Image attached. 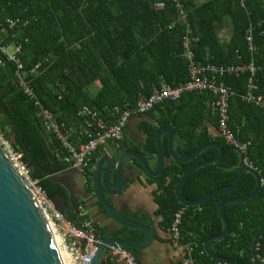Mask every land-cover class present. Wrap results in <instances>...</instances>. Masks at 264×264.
<instances>
[{"label":"trees","instance_id":"16d2710c","mask_svg":"<svg viewBox=\"0 0 264 264\" xmlns=\"http://www.w3.org/2000/svg\"><path fill=\"white\" fill-rule=\"evenodd\" d=\"M175 1L183 6L186 21H176ZM0 0V40L5 45L21 44L23 63L36 100L27 97L17 84L14 62L0 65V123L13 147L23 154L31 176L39 180L52 201L64 191L53 183L57 173L67 168L57 159L58 141L46 128L41 110L50 111L69 131L75 144L86 118L80 110L86 106L104 116V108L132 106L138 96H148L161 81L170 86L184 83L188 77L182 55L185 34L198 37L194 45L196 59L215 65L254 61L256 82L264 95V0ZM27 20L26 26L9 28L12 19ZM173 27L168 29L170 24ZM229 37L219 35L225 27ZM251 30L257 53L248 50L245 33ZM0 59L4 56L0 53ZM220 80L233 91L229 114L231 127L242 141L250 142L246 156L264 178V108L242 99L247 75H224ZM98 81L99 87L95 86ZM211 96L203 92L183 93L176 101H166L144 115L155 122H143L145 151L155 154V135L162 126L176 131L175 152L189 155L199 146L216 142L224 149L218 162L197 169L181 188L183 199L192 201L230 187L239 177L243 156L221 136L213 135L209 125L218 128L216 111L210 107ZM163 154L168 156L166 136L161 139ZM116 149L126 150L122 141ZM215 147L204 149L189 162L171 161L155 178L163 193L155 194L158 214L170 225L180 208H185L182 244L191 247L196 262L211 263L204 249L205 241L219 234L224 224L220 204L230 198L248 195L256 185L255 176L244 172L242 183L228 193L215 195L199 206L186 207L176 196L181 177L194 164L216 156ZM100 153L95 151L82 172L91 181L92 168ZM54 202V201H53ZM230 228L221 240L212 241L214 253L235 264H253L252 243L264 227V188L245 202L224 207ZM77 224L76 217L71 219ZM128 232V234H120ZM113 236L137 241L140 231L123 228ZM264 234L259 240L262 254ZM105 264H112L109 260Z\"/></svg>","mask_w":264,"mask_h":264},{"label":"built area","instance_id":"2783aa9c","mask_svg":"<svg viewBox=\"0 0 264 264\" xmlns=\"http://www.w3.org/2000/svg\"><path fill=\"white\" fill-rule=\"evenodd\" d=\"M175 1V0H174ZM241 6L245 0H238ZM176 21L185 22L186 12L178 1H175ZM27 20L12 19L5 23L9 28L18 26H26ZM174 23L168 26L172 28ZM198 37L185 34L181 39L182 55L187 65V80L177 86H170L164 81L160 82L158 87L153 88L148 96H138L132 106H114L111 109L104 108L102 111L104 116L98 115L97 112L91 111L86 106L80 110V115L86 118V124L80 131L81 138H85L78 143H71L69 140V131L62 123H59L54 115L47 109L41 110V116L46 123V128L51 131L58 141L57 159L60 163L67 165V168L84 172L87 169L93 153L98 147L106 144H112L118 147L124 138V130L128 120L134 115H143L166 101H176L183 93L206 92L210 94V107L216 111L218 119V130L221 137L231 146H233L242 156L244 165L255 168L246 156L250 142L242 141L233 131L231 127V118L229 114L230 98L233 91L226 86L220 78L224 75L239 77L247 75V87L242 99L259 108H264V95L259 92L256 82L257 66L254 61L249 63H239L231 65H215L208 62H200L196 59L194 53V45L197 43ZM245 42L247 48L252 53H257L256 47L253 46L251 30L245 33ZM21 44L5 45L0 40V53L4 59H0V65H4V61L14 62L17 65L16 77L17 84L23 93L30 99L35 100V104L39 102L35 99V92L32 88L27 74L24 71L23 63L19 54L21 53ZM11 49V51H9ZM95 86L99 87L98 81ZM0 144L6 151L12 165L15 167L19 175L23 178L36 201L41 207V211L47 221L53 234L58 237V247L68 260L69 264H90L92 256L95 252L99 239L96 238L95 225L86 217L85 209L81 204L76 205L77 224H73L68 220L62 212H60L54 202L47 197L45 190L41 187L38 179L31 176V170L27 163L23 160V154L17 151L6 133L2 129L0 123ZM256 169V168H255ZM257 170V169H256ZM262 188H264V178L261 177ZM186 209L177 210L168 227L171 233L172 243L176 246L181 243V224ZM110 250L117 262L124 264H140L128 248L113 244ZM191 251V250H190ZM259 264H264V247L262 254L258 255ZM176 264H224L218 261L211 263L196 262L190 255L182 257Z\"/></svg>","mask_w":264,"mask_h":264},{"label":"water","instance_id":"95a60500","mask_svg":"<svg viewBox=\"0 0 264 264\" xmlns=\"http://www.w3.org/2000/svg\"><path fill=\"white\" fill-rule=\"evenodd\" d=\"M167 136V151L171 161L189 162L196 158L204 149L215 147L218 152L215 157L203 160L190 167L181 177L176 187V196L179 202L186 206H199L209 198L228 193L237 188L243 181L244 172H250L255 176L256 185L251 193L243 197L224 200L219 207V214L223 221L224 228L217 234L210 236L204 243L206 254L214 261L224 264H235L231 260L214 253L210 247L212 241L223 239L229 232V222L224 213V207L229 203H240L254 197L262 188L261 175L253 167L243 165L239 169L237 181L230 187L220 189L204 195L203 197L187 201L181 195V188L189 176L197 169L214 164L221 160L224 155L223 147L216 143H206L199 146L189 155H179L174 149L175 129L172 126L160 127L155 135V157L156 165L152 170L149 162L141 151L125 150L117 158L103 155L94 164L91 175L92 194L96 201L104 208L106 216L116 225L114 229L121 227L142 231L146 238L144 241H128L116 236L99 239L90 264H105L112 256L108 252L110 246L118 244L128 249H140L146 246L155 238L152 227L141 222L133 221L119 213L107 201L105 195H117L121 192L124 183V166L128 159H135L141 169L149 176H159L166 166L165 156L161 144V137ZM15 135H12L13 143ZM112 173L115 174L116 183L110 187ZM60 185L59 182L53 181ZM69 218V216H68ZM70 219V218H69ZM111 230V231H113ZM264 234V227L256 234L252 243L253 264H259L258 244ZM0 264H63L53 234L36 201L33 193L12 165L6 151L0 144Z\"/></svg>","mask_w":264,"mask_h":264},{"label":"crops","instance_id":"0c3cea01","mask_svg":"<svg viewBox=\"0 0 264 264\" xmlns=\"http://www.w3.org/2000/svg\"><path fill=\"white\" fill-rule=\"evenodd\" d=\"M145 121L155 124L144 114L132 116L126 124L123 142L126 150L141 151L153 170L156 165L155 154L147 153L144 148L146 135L143 122ZM209 131L213 135L221 136L218 128L213 125H209ZM175 142L176 135L174 144ZM96 151L100 153L97 160L103 155L117 158L122 153H119V150L112 144L98 147ZM165 162L166 165L170 164L171 160L168 156H165ZM75 176L76 178H74ZM150 177L141 169L135 159H128L124 166V183L121 192L117 195L106 194L105 197L109 204L125 217L153 228L155 238L151 243L141 246L140 249H129L140 264H176L182 257L190 255L191 247L182 243L175 246L172 243L171 233L168 230L169 226L164 217L158 214L159 205L155 200V194L163 193L160 188L161 182L159 179H152L155 177ZM54 181L59 182L60 185L58 186L64 191L63 197H57L53 200L54 204L68 220L71 221L72 218H75L76 205L81 204L85 209L86 217L95 225L97 239L111 237L124 228L113 230L116 225L106 216L104 208L94 198L91 181L87 182L82 173L66 168L55 175ZM115 183L116 177L112 173L110 187H113ZM120 234L127 235L128 232H121ZM145 238L144 234V238L137 241H144ZM108 252L112 256L109 260L112 264H124L114 259L110 249Z\"/></svg>","mask_w":264,"mask_h":264},{"label":"bare ground","instance_id":"6f19581e","mask_svg":"<svg viewBox=\"0 0 264 264\" xmlns=\"http://www.w3.org/2000/svg\"><path fill=\"white\" fill-rule=\"evenodd\" d=\"M50 231L52 232V229L50 228ZM53 234V232H52ZM53 239H54V242L57 246V249H58V254H59V257L61 259V261L63 262V264H68V261L66 260V256H65V253H63V251H61L58 247V237L56 236V234H53Z\"/></svg>","mask_w":264,"mask_h":264},{"label":"rangeland","instance_id":"374dc122","mask_svg":"<svg viewBox=\"0 0 264 264\" xmlns=\"http://www.w3.org/2000/svg\"><path fill=\"white\" fill-rule=\"evenodd\" d=\"M219 37L222 40H226L229 37V28L226 26L225 29L221 30ZM11 51V49H9ZM67 260V259H66ZM68 261V260H67ZM69 264V263H68Z\"/></svg>","mask_w":264,"mask_h":264},{"label":"flooded vegetation","instance_id":"af4514ba","mask_svg":"<svg viewBox=\"0 0 264 264\" xmlns=\"http://www.w3.org/2000/svg\"><path fill=\"white\" fill-rule=\"evenodd\" d=\"M72 178H73V176H72ZM74 178H76V176Z\"/></svg>","mask_w":264,"mask_h":264}]
</instances>
